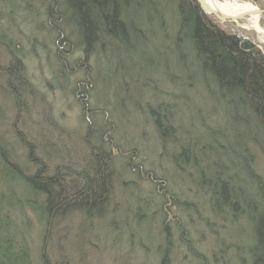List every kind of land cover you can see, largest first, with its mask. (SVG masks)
Instances as JSON below:
<instances>
[{
	"label": "trees",
	"instance_id": "16d2710c",
	"mask_svg": "<svg viewBox=\"0 0 264 264\" xmlns=\"http://www.w3.org/2000/svg\"><path fill=\"white\" fill-rule=\"evenodd\" d=\"M3 1L0 264H72L62 252L51 258L48 244L57 231L67 233L68 217L76 214L88 225L97 213L106 214L121 168L149 187L152 209L161 201L156 212L164 214L168 247L160 264H172L173 228L192 260L208 264L189 235L192 227L218 235V222L247 225L239 230L244 241H222L221 246L209 231L213 249L208 250L217 264L233 263L232 253L236 264H264V45L256 33L220 22L198 0H15L9 10ZM253 2L264 10V1ZM7 17L16 27L21 17L33 34H47L48 40L28 38L27 54L17 28L4 27ZM51 49L57 64L51 68L53 79L67 83L85 126L86 154L76 162L57 161L47 151L51 142H41L33 131L42 120L66 136L71 133L55 118L25 63L27 55L31 60H42V53L50 57ZM105 58L113 73L132 77L129 86L141 84L140 94L150 88L164 97L149 107L160 146L157 166L147 164L137 146L115 154L117 107L111 103L103 111L95 103L103 83L99 62ZM46 88L65 92L53 82ZM121 182L123 189L136 183L124 177ZM133 217L141 225L143 218Z\"/></svg>",
	"mask_w": 264,
	"mask_h": 264
},
{
	"label": "rangeland",
	"instance_id": "374dc122",
	"mask_svg": "<svg viewBox=\"0 0 264 264\" xmlns=\"http://www.w3.org/2000/svg\"><path fill=\"white\" fill-rule=\"evenodd\" d=\"M16 1L4 0L1 2V5L5 10H9L16 6ZM238 1L240 3L251 1L258 9L263 11L260 16V25L264 28V10L262 7L253 2V0ZM214 16L217 18L216 15ZM233 20L229 18L223 22L219 19L222 23L237 26ZM3 21L4 27L17 28L16 38L25 47L27 54L30 44L27 40L28 38L31 37L33 40V36H37L39 42H43L42 38L48 40L47 34H44L43 37L40 34H33L30 31L31 25L21 22V17H17L19 27H16L9 17ZM239 21L241 24L246 22L244 19H239ZM14 28L12 29L15 30ZM239 28L245 29L243 27ZM256 39L260 42L257 33ZM262 44L264 45V43ZM49 46L53 47L52 44ZM37 49H42L39 44H37ZM49 52L51 53L50 57L42 53V60H31L28 55L25 57L28 75L38 84V88L47 97L49 104L52 105L53 114L57 121L71 133L69 136H66L59 129L52 127L42 120H38V117L41 116V114H38V111L34 113L38 120L36 123L38 124L33 126V131L40 135L41 142L46 140L51 142V145L45 143L47 151L53 153L57 161L64 159L66 162H76L78 158L86 154L84 152V144L81 141V137L85 132V126L80 117V107L77 105L72 94L67 90V83H59V80L53 79L51 68L55 69L57 64L52 56L53 50L51 49ZM101 65H103V68H101L102 71H99L100 76L98 77H100L103 83L98 86L95 103L103 111H109L111 103H114L117 107V114L114 120L119 131L116 134L118 146L115 149V154H118L119 150L137 146L140 149V153H138L147 161V164L148 162H152L157 166V154L160 151V146L157 143L152 123L149 122V107L156 105L157 99L160 100L163 95L160 96L157 92L158 95L156 96L155 92L150 88H146L143 94H140L138 87L141 84L139 86H129L128 84L129 80H132V77L124 75L122 71L113 73V67H111L106 58L99 62V66ZM154 77L160 79L161 76L154 75ZM48 82H53L56 87L62 85L65 88L64 94L58 88H53L52 90L48 88V90L46 88ZM125 85L129 86L130 93L126 92ZM162 85L169 87L165 81L162 82ZM40 108V105H37L36 110ZM188 127L189 124L185 121V130ZM120 172L122 177L115 180L113 194L110 199L111 203H109V207L106 209V214L97 213L93 222L88 225H82L80 221L82 218L76 216V214L68 217L67 222L64 223L67 233L57 231L55 238L48 244V254L51 258L61 257L62 252V254L65 253L69 257L72 264H160L162 252L168 247V241L164 234V214L160 210L159 213L156 212L161 208V201H157V205L153 206L157 210L152 209L150 199L146 197L147 195L152 196V193L148 190L149 187L138 183L135 180L136 176L133 172L126 171L123 168H121ZM123 177L127 179V182L134 181L136 183H128L123 189L121 182ZM177 179L183 184L181 174H177ZM133 215L138 221L141 220L140 217L143 218L141 225H135ZM130 223L134 226L130 225L128 227ZM220 223L218 222L217 226L218 235L215 234V236L208 228L204 230L201 227L199 231V229H193L192 227L190 231L189 236L191 239L199 246L202 250L201 252L207 255L208 264H217L212 252L208 250V248L213 249L211 236L208 235L209 231L211 232L210 235L214 236L213 238L216 240L218 246L219 244L221 246L222 241L233 243L244 241L239 236V230L244 227L243 225H247L246 223L233 222L225 227L220 226ZM189 226L187 227L190 228ZM201 234H205L204 237H201ZM33 235L36 238L35 245H38L39 241L36 229ZM207 235L208 237H206ZM65 237L66 239H64ZM172 239L174 241L172 264H201L199 261L192 260L191 254L180 240L175 228H173ZM161 247L163 248L161 249ZM232 255L234 259L231 264H236V258L233 253ZM224 260L226 261L227 257H224ZM219 264L222 263L220 262Z\"/></svg>",
	"mask_w": 264,
	"mask_h": 264
},
{
	"label": "bare ground",
	"instance_id": "6f19581e",
	"mask_svg": "<svg viewBox=\"0 0 264 264\" xmlns=\"http://www.w3.org/2000/svg\"><path fill=\"white\" fill-rule=\"evenodd\" d=\"M206 11L215 12L232 19H244L246 30L258 33L260 42L264 43V28L260 25V16L256 5L251 1L240 3L238 0H201ZM238 19V22H240Z\"/></svg>",
	"mask_w": 264,
	"mask_h": 264
},
{
	"label": "water",
	"instance_id": "95a60500",
	"mask_svg": "<svg viewBox=\"0 0 264 264\" xmlns=\"http://www.w3.org/2000/svg\"><path fill=\"white\" fill-rule=\"evenodd\" d=\"M198 1H199V3L201 4L202 8L204 9V11H205L206 13L216 15L217 18H219V19H220L221 21H223V22H225L227 19H229L228 17H224V16L219 15V14H217V13H215V12L206 11V9H205L204 4L202 3V1H201V0H198ZM260 1H264V0H260ZM258 10H259V12L262 14L263 11H261L260 9H258ZM238 19H239V18L234 19L233 22H234L237 26L245 28V27L243 26V24H241L240 22H238ZM246 29H247V28H246ZM257 34H258V33H257Z\"/></svg>",
	"mask_w": 264,
	"mask_h": 264
}]
</instances>
